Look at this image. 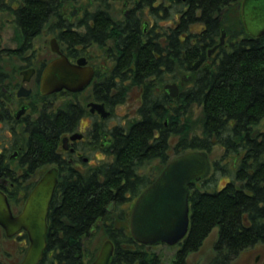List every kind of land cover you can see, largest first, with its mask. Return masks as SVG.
I'll use <instances>...</instances> for the list:
<instances>
[{
  "label": "trees",
  "instance_id": "1",
  "mask_svg": "<svg viewBox=\"0 0 264 264\" xmlns=\"http://www.w3.org/2000/svg\"><path fill=\"white\" fill-rule=\"evenodd\" d=\"M39 1L23 0L24 6L14 13L22 17L16 22L19 32L34 31L56 15L63 22V4L70 0ZM240 3L172 0V26H162L157 19L149 35L141 38L136 35L135 20L123 24L108 20L107 29L97 22L93 39L85 33L62 35L68 50L90 42L101 46L109 42L113 50H126L132 57V70H113L107 97L98 92L93 95L96 99L104 100L110 109L122 103L128 87L116 78L128 74L130 77L123 80L141 86L144 96L138 121L108 130L111 142L104 150L110 160L84 169L58 154L60 138L75 131L86 115L83 105L63 103L57 115L42 113L31 124L27 146L13 171L21 170L27 182L48 165L56 164L59 171L47 216L46 252L40 264H90L98 250L86 248L82 240L89 238L92 230L102 231L113 244L111 264H161L150 247L131 238V207L172 158L190 151L210 155L218 145L225 149L223 156L242 152V161L236 171L229 164L212 162L211 173L199 184L205 187L213 181L212 174L232 172L220 190H199L198 183L189 186V229L177 245L173 264H186L188 255L197 252L215 228L217 237L209 264H231L243 250L264 245V142L252 141L248 135V130L264 119V36L251 38L246 34ZM101 9L97 7L94 16L101 17ZM4 10L0 5V11ZM175 14H179L178 19ZM222 31L226 34L224 44L218 46L217 59L209 63L207 51L219 45ZM166 53L172 67L161 70ZM184 73L191 75V85L186 88L183 83L175 98L165 94L152 97L154 87L161 90L165 83L178 82ZM196 110L198 118L193 120ZM2 157L0 174L10 172ZM154 161L156 167L144 173ZM33 186L22 182L11 192L23 193L17 199L23 202Z\"/></svg>",
  "mask_w": 264,
  "mask_h": 264
},
{
  "label": "flooded vegetation",
  "instance_id": "2",
  "mask_svg": "<svg viewBox=\"0 0 264 264\" xmlns=\"http://www.w3.org/2000/svg\"><path fill=\"white\" fill-rule=\"evenodd\" d=\"M82 1H84V3H81L80 0H70L63 4V22H61L59 15L49 17L46 23L43 22L37 29L31 32H19L16 25V22L22 20V17H18L14 13L24 6L23 0H1L0 2V5L5 9L4 11H0V15L7 14V16L4 17L6 24L10 22L11 25L14 26L12 27L11 37L6 39L2 33L5 25L3 24L4 22L0 21V155L3 156L2 162L7 164L10 170V172L6 171L0 174V191L6 196L13 217L20 215L29 194L23 202H20L17 201V199H21L24 196L23 193L11 192V190L22 182H26L27 185L34 183L35 186L46 171L41 175V171H43L44 168L38 170L33 175L32 180L27 182L23 179L21 170H17L15 173L12 168L19 166V161L22 158V151L27 146L26 142L31 124L38 120L42 113L57 115L60 109L58 98L61 94L66 93L62 91L49 95L41 94L40 82L46 66L57 60L62 54L72 63H76L78 59L83 58L86 62L85 66L93 70V78L88 87L84 91L75 94L78 96L90 89L88 97L84 99L86 102L85 106L81 102H75L83 105L87 112L85 116L80 118L77 127L78 130H81L80 125L85 117L98 119L101 123L105 121L101 120L96 113L91 114L89 112L87 108L88 103H102L105 108L111 112V109L106 105L104 100H98L93 96L94 93L101 92L102 97H107L109 74L117 68H119V70L120 68L124 69L125 72L132 70V57L125 53L126 50H113L109 42L104 43L102 46L99 45L98 42H90L86 46L77 45L68 50L67 45L62 42V35L85 33L90 39H93L94 31L97 27L96 23L98 22L101 24L102 22L101 27L107 29L108 20H110L112 24L118 22L123 24L135 20L137 24L136 35L138 38H141L142 35H149L157 19H159V23L168 22L169 25H166V27L172 26V0H100L101 3L99 0ZM185 1L186 0H182V3ZM37 2L41 3L39 0H37ZM59 2L60 1H57V4H59ZM112 3L121 4V15L116 19L114 15L111 14ZM99 6L102 7L101 13H103V15L101 17L94 16L96 8ZM105 14L107 16H105ZM175 18L178 19L179 14H175ZM217 52L218 48L212 54H217ZM211 55L208 56L207 54L206 56L210 58ZM165 56L166 64L165 66H159L161 70H167L172 67L170 55L166 53ZM124 66H126V68H124ZM124 77L129 78L130 76L128 74ZM124 77L119 76L116 78V82L121 83L122 86L139 88L138 104L140 107L144 96L143 88L131 83L129 80H123ZM182 77V75L179 76L178 82L176 83H165L161 90L154 87L152 97L156 98L157 94H165L171 98L164 90V86L168 84H175L178 87L179 93V87L185 83ZM97 85H99L98 89L100 91L96 90ZM138 117L140 119L139 114ZM87 128L88 125L82 126V139L75 142L69 141L67 150L63 148L62 139L69 137L71 134L75 133L77 129L63 135L60 138L58 148V154L62 155L71 165L79 169L95 165L91 164L89 158L84 157L86 146L90 145L95 147L96 144H98L100 150H102L109 145L108 141H111L108 130L99 126L97 121H95L89 132L86 133L84 129ZM248 131H250L248 134L250 140L264 142V119ZM86 135L88 138L87 140L85 139ZM85 142H87L85 144L86 146H82ZM218 146L225 152L222 146ZM231 157V162L225 160ZM242 158L243 153L236 152L234 154L222 156L218 161L221 166L229 164L231 170L236 171ZM212 162L214 161L210 160L211 171ZM46 167H49V169L55 167L58 170L56 164H51ZM229 181L228 179L226 182L228 183ZM111 209L112 207L110 206V210ZM12 244L19 246L18 253L21 255V259L14 263L10 262V264H20L29 245L27 234L23 229H20L9 236L0 225V264H7V261L12 258L13 255L8 249ZM257 258L258 257L255 259L256 262H258ZM1 259H4V262ZM261 264H264V258Z\"/></svg>",
  "mask_w": 264,
  "mask_h": 264
},
{
  "label": "water",
  "instance_id": "3",
  "mask_svg": "<svg viewBox=\"0 0 264 264\" xmlns=\"http://www.w3.org/2000/svg\"><path fill=\"white\" fill-rule=\"evenodd\" d=\"M240 18L248 36H264V0H241ZM225 35L222 31L219 45L209 49L208 56L224 44ZM85 63L83 58L72 63L61 54L44 69L40 82L41 94L62 91L76 94L84 91L93 78V70ZM191 79V76L182 77L185 83ZM164 90L171 98L178 95L175 84L164 86ZM87 108L91 114L99 115L101 120L111 115L102 103L91 102ZM81 139L82 134L75 132L62 139L63 148L67 150L69 141ZM210 171V158L205 151H190L172 158L135 199L128 224L131 238L145 247L175 246L180 243L189 229V186L207 178ZM57 183L58 170L52 167L36 183L17 217L12 216L6 196L0 191V225L9 236L23 229L28 237L29 245L20 264H40L45 255L47 216ZM113 250V244L105 241L90 264H111Z\"/></svg>",
  "mask_w": 264,
  "mask_h": 264
},
{
  "label": "rangeland",
  "instance_id": "4",
  "mask_svg": "<svg viewBox=\"0 0 264 264\" xmlns=\"http://www.w3.org/2000/svg\"><path fill=\"white\" fill-rule=\"evenodd\" d=\"M81 3H84V1L80 0ZM111 14L114 15L115 19L119 17L120 11H121V4L120 3H112L111 4ZM5 16L7 14H2L0 15V21L4 22L3 24L5 25L3 29V36L6 39H9L12 35V27L10 22H5ZM9 16V15H8ZM162 26L169 25V23L162 22L160 23ZM226 36V35H225ZM4 38V39H5ZM225 39V38H224ZM217 59V55L212 54L211 57L208 59V62L211 63L212 61L214 62ZM182 76H191L189 73H184L181 74ZM179 75V76H181ZM191 84L185 83V87H189ZM90 89L86 90L83 94L78 95L76 98H73L69 95L66 94H61L60 97L58 98V101L60 105L66 102H81L85 106V101L84 99L88 97ZM138 97H139V88L138 87H132L129 86L127 88L124 100L122 103L117 104L111 108V116L109 119L105 120L104 122L101 123L100 120L95 119V118H88L85 117L80 125V129L76 132L82 133V126L83 125H88L87 129H84L87 132L92 128L93 124L95 121L98 122V125L101 127H104L107 130H110L114 128L115 126H120V127H126L128 124H131L135 121L139 120L138 117ZM197 115H198V110L194 112L193 115V120H197ZM198 126V125H197ZM85 133V134H86ZM87 140V135L85 137ZM87 142L83 143L82 146H84ZM86 146V145H85ZM105 149V148H104ZM102 149L100 150L98 144H96L95 147L92 146H86L85 147V155L84 157H87L90 159L91 164H97L98 162L102 161H109L110 156L108 155L105 150ZM224 154V151L219 147L216 146L214 147L213 152L209 155V158L211 161H218L222 158ZM170 156L172 157V153L170 152ZM227 162L232 161V157L225 159ZM157 165L156 161L149 163L145 170L144 173H147L150 171L152 168H155ZM49 167H46L41 171V175L47 171ZM213 177V181L210 183H207L206 186H201L199 183L197 184L196 188L199 190H220L228 181L230 180V177L232 176V172L230 174H227L226 176H222L220 173H216L215 175H211ZM113 209V207H112ZM217 237V229H213L212 232L207 236V238L204 240L202 243V246L197 252L191 253L188 255L186 259V264H209L210 261L213 258V244L214 241L216 240ZM107 241L106 237L104 236L102 231H95L92 230L91 236L89 238H84L83 239V244L87 245L86 248H91L92 250L97 249L98 252L103 245V243ZM18 245L12 244L8 249L12 253V258L7 261V264H10V262L14 263L15 261H19L21 259V255L18 253ZM178 247L177 246H166V245H159L155 247H150L149 250L158 255L161 260V264H173V260L175 257V253L177 252ZM256 257H258L256 262ZM264 258V246L263 245H256L255 247L248 248L246 250H243L237 258L231 263V264H261L262 260ZM4 262V259H1Z\"/></svg>",
  "mask_w": 264,
  "mask_h": 264
}]
</instances>
